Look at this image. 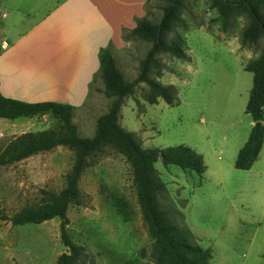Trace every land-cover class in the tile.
Segmentation results:
<instances>
[{"label":"rangeland","instance_id":"374dc122","mask_svg":"<svg viewBox=\"0 0 264 264\" xmlns=\"http://www.w3.org/2000/svg\"><path fill=\"white\" fill-rule=\"evenodd\" d=\"M58 1L44 0L39 12ZM93 1L98 15L94 28L104 33L102 21L106 20L115 32L112 42L107 40L98 51L106 47L124 78L131 80L150 41L124 34L136 18L158 20L166 1L142 0L143 5L140 0ZM178 16L167 38L180 35L186 57L159 52L160 65L151 72L159 82L174 87L173 103L161 98L147 102V85L138 81L132 93L122 98L117 122L142 146L184 144L201 155V174L159 159L154 167L165 184L158 197L160 204L179 211L177 222L189 229L198 245L210 250L209 264H264V130L252 164L246 169L233 166L236 151L254 123L244 108L251 73L243 65L250 60L246 53L250 51L254 58L264 39L260 36L253 43H241L245 14L233 13L223 29L221 16L210 0H183ZM96 67L88 92L81 80L73 95H59L47 88L48 80L39 73L26 80L28 74L23 73L11 81L8 96L68 103L77 133L90 136L97 116L111 101L102 92L98 55ZM261 123L264 127V119ZM58 126L59 120L49 112L0 117V148L21 132ZM72 159L70 148L56 145L0 165V264H55L57 254L66 251L59 237L58 216L22 224H11L2 216L39 202V188H61ZM78 186L85 203L67 207L66 229L83 245L84 264L151 261L152 239L141 221L130 165L124 157L104 147L100 155L89 159Z\"/></svg>","mask_w":264,"mask_h":264},{"label":"trees","instance_id":"16d2710c","mask_svg":"<svg viewBox=\"0 0 264 264\" xmlns=\"http://www.w3.org/2000/svg\"><path fill=\"white\" fill-rule=\"evenodd\" d=\"M158 20L136 18L135 24L126 35H133L150 41L144 55L138 61L136 75L127 80L115 64L111 52L106 47L99 48V75L102 92L111 97L107 109L95 120L90 136H81L71 121L72 105L64 102L41 100L25 101L4 96L0 93V117L14 119L49 112L59 120L57 128L36 131L27 130L7 140L0 148V165L10 164L31 154L48 150L56 145H64L73 151L72 162L64 173V185L57 190L39 188L40 201L27 204L2 216L11 224L38 223L59 217V237L65 252L57 254L55 264H84L86 256L83 245L68 234L66 210L69 205H83V194L78 186V178L89 159L96 157L108 146L119 152L130 165L131 181L141 221L152 239L151 261L135 263L125 260L122 264H209L210 250L198 245L188 228L177 221L179 211L173 206L163 207L158 197L165 191V184L158 176L154 162L172 163L182 169H190L197 174L204 170L202 157L184 144L164 147L142 146L131 131L125 130L117 122L122 98L131 94L136 82L147 85L144 99L154 103L161 98L173 103L174 87L156 80L151 72L159 67L156 58L159 52H167L178 58H185L184 41L178 34L167 38V33L178 21V11L183 0H165ZM222 19L223 29L233 13H244L247 21L240 31L241 43H253L260 36L264 39V0H210ZM259 59L247 61L243 68L251 73V85L244 108L252 121L264 119V43L258 53ZM263 124L257 130L252 125L245 140L236 151L233 166L246 169L256 158L263 140ZM160 154V156H158Z\"/></svg>","mask_w":264,"mask_h":264},{"label":"crops","instance_id":"0c3cea01","mask_svg":"<svg viewBox=\"0 0 264 264\" xmlns=\"http://www.w3.org/2000/svg\"><path fill=\"white\" fill-rule=\"evenodd\" d=\"M30 1L0 0V93L8 96L11 81L23 73V80L39 73L59 95H73L81 80L88 92L98 47L112 42L113 27L103 20L104 33L94 28L93 0H60L42 13L44 0Z\"/></svg>","mask_w":264,"mask_h":264},{"label":"water","instance_id":"95a60500","mask_svg":"<svg viewBox=\"0 0 264 264\" xmlns=\"http://www.w3.org/2000/svg\"><path fill=\"white\" fill-rule=\"evenodd\" d=\"M261 125V121L260 120H256L254 121L253 123V126H254V130H257ZM158 156H160V154H158Z\"/></svg>","mask_w":264,"mask_h":264},{"label":"clouds","instance_id":"9594fccd","mask_svg":"<svg viewBox=\"0 0 264 264\" xmlns=\"http://www.w3.org/2000/svg\"><path fill=\"white\" fill-rule=\"evenodd\" d=\"M237 47H239V45H237ZM246 54H247L248 59H252L253 58V54L250 51L247 52ZM255 58L259 59V55L257 54V56Z\"/></svg>","mask_w":264,"mask_h":264}]
</instances>
